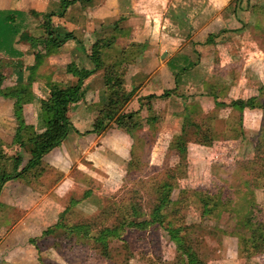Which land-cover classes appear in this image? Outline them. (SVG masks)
Returning a JSON list of instances; mask_svg holds the SVG:
<instances>
[{"label": "rangeland", "instance_id": "obj_1", "mask_svg": "<svg viewBox=\"0 0 264 264\" xmlns=\"http://www.w3.org/2000/svg\"><path fill=\"white\" fill-rule=\"evenodd\" d=\"M255 1L260 5L249 6L255 5ZM140 4L150 8L151 12L145 17L147 20H142L148 22L145 23L147 28L151 25V34L157 25L153 34L157 35V39L162 38L164 46L160 49L126 46L127 58L119 67L124 88L132 91L126 111H129V103L136 99L133 86L142 83L149 74L154 75V71L147 74L139 70L143 65L139 61L142 55L151 54L154 63L160 64L181 53L187 60L189 55L186 51L197 59L195 65H187L182 56L169 58L166 64L173 74L176 70L183 73L187 67H195L200 60L201 64L207 61L205 66L211 67V73L234 67L238 71V84L232 97H252L253 106L243 107L245 111H241L240 126V122L237 123L239 110L228 105L232 98H227L222 91L217 101L224 104L215 105L216 108L206 113L195 108L197 102L191 100L192 97L189 100L184 84L173 88L171 94L169 90L168 99H156L155 110L149 111L147 107L153 103L141 95L137 99L139 109L129 118L123 117L121 124L116 119L109 121L106 129L99 133L117 128L129 134L133 144L126 157L124 152L119 157L115 150H107L106 147L99 152L93 151L91 146L94 148L95 144L90 142L84 148L79 144L75 148L78 150L74 151L69 145L67 149L74 158L62 159V165L72 181L68 192L47 193L50 178L45 183H38L39 176L44 172H39L38 166L14 177L7 183L8 186H4L0 192V255L6 252L10 259L16 260L18 254L27 252L29 258L24 264H189L183 249H178L163 226L168 225L182 227L179 234L183 235L184 242L181 243L190 245L196 253V264H264V248L251 253L243 246L242 235H248L249 231L244 227L245 216L237 214L239 206L207 214L202 212L199 200L201 188L209 186L212 180L227 189L229 199L242 192H252L260 184V191L264 187V0H140ZM233 10L239 16L242 15L241 10L244 13L248 10L252 15L250 23L255 25L236 36V40L231 28H223L226 29L225 34H214L219 37L217 40L212 36L213 45L200 43L207 33H215L224 27L227 18L234 19L233 14L236 13ZM32 21V35L41 34L42 29H37V24H41L42 18L37 16ZM228 40L231 42L225 43ZM237 40L242 41V47L235 45ZM218 43L221 46H215ZM37 44L43 43L39 41ZM112 44L101 50L106 61L121 52L120 47ZM195 44L204 46L199 50ZM162 49L164 53L159 56ZM46 58L38 69L42 75L55 72L61 77V70L70 66V63L54 66L50 64L54 56ZM83 63L79 66L81 72L87 70ZM201 67H204L203 64ZM156 84L164 86L163 80ZM192 85L199 86L198 83ZM103 86L104 91L100 93L104 97L102 102L94 103L92 98L88 100L95 112L94 118L106 102L104 83ZM185 99L188 101L186 106ZM184 113H187L186 118ZM211 113H216L215 118L208 117ZM229 114L236 116L227 117ZM69 116L73 118L72 114ZM208 124L215 128V136L201 143L199 141L203 139ZM182 131L186 155L182 165L177 166L179 158L168 145L173 135ZM1 146L4 156L0 159V168L10 171L13 162L9 156L15 153L22 156L19 167L25 164L29 156L25 147L14 143H2ZM60 150L65 156L63 148ZM46 172L49 173L47 176L55 175L53 170ZM164 181L173 185L172 201L162 210L163 223H156L152 221L151 212L157 203L158 185ZM260 191L255 192L258 207L254 213L258 222L262 223L264 190ZM70 199L75 200L73 205ZM66 207L67 210L60 216L59 213ZM123 216L150 223L145 227L125 224L121 234L111 235L106 241L107 246H104L101 240L96 239L95 232L102 227L116 225ZM74 223L87 225V232L83 229L69 231L67 225Z\"/></svg>", "mask_w": 264, "mask_h": 264}, {"label": "crops", "instance_id": "obj_2", "mask_svg": "<svg viewBox=\"0 0 264 264\" xmlns=\"http://www.w3.org/2000/svg\"><path fill=\"white\" fill-rule=\"evenodd\" d=\"M139 4L140 0H76L69 4V6L61 14L59 0H0V9L19 10L25 14V16H23L25 18L24 24L27 25H24L23 28L26 29L31 35L32 32L30 31V24L33 23L32 20L34 17L38 16L39 18H42L43 13H52L50 20L51 29L54 33V36L58 40H61L66 32H70L74 36L73 38L63 40L56 50L46 55L43 54L45 52L43 44H36V46L30 47V42L28 40H18L14 42L13 48L15 52L12 55L3 54L0 52V88L2 89L13 87L17 83L27 82L28 77L31 76L29 67L34 62V53L38 52L43 55L38 61L36 68L33 70V77L29 86L31 98L28 101L23 102L21 105V113L24 122L26 124H30L35 131H41L44 126L40 110V99L46 98L49 93L46 80L50 79L54 82L62 84H74L77 81V76L73 75L69 71L67 72V68L66 70L64 68L61 70V77H58L55 72H51L49 75H42V73H38V69L42 64V61H44L46 57L49 58L50 56H54V58L50 60V64H54V66H65L66 63H70L72 68L80 71L79 66H81L84 62V68L91 70V72L82 81L80 88L82 94L81 98L70 103L68 106L67 116L70 119L71 128L68 131L67 136L58 146H55L46 152L41 157V160L38 164L39 172L42 170L44 171L43 174L39 176L38 183H45L46 180H48L47 178H50L49 184L47 185L49 187L47 189V193L58 192L57 194H61L62 192H68L70 188H72L71 177H68V172L62 165V159L67 157L68 160H73L72 158H74L73 154L67 149V146L69 145L71 150L74 151L78 150L75 148H77L76 146H79V144L84 148L88 145V142H90L89 144H95L94 148L91 146V150L93 151L99 152L100 149L106 147L107 150H115L119 157L123 156V152L125 157L130 153L129 151L133 144V138L125 131L117 128H110L101 134H96L89 131L93 123L95 112L93 109H91L92 107L88 100L92 98L94 103L102 102L104 97L103 94L100 95V93L104 91V86L102 81L103 70H100V68H93L94 66L88 57V53L91 44L96 39H99L110 32L115 33L114 44L118 47H126L131 42L137 43L141 45V47L144 46L151 49L152 47L153 49H160L162 46H164V41H162V38L157 39V35L153 34L157 25L154 26L155 29L151 31V34V25H149L150 27L147 28L148 22L142 20V18L146 19L145 17H147L151 12L150 8L141 7V4ZM259 5V2L255 1V5L253 4L249 6L255 7ZM30 10H34L38 13V15H32L29 13ZM247 11L244 13V11L241 10L242 15L239 16V13L236 11L234 12L233 10V13H236L238 17H236V14H233L234 19L232 17L227 18L228 21H225L224 27L215 33H207L205 36H203L200 43H208L204 44L206 46L212 44L213 38L216 34L217 36L225 34L226 29L223 28H231L233 30L232 32L235 33L236 40V36H240L242 32L248 29V27L255 25L250 23V18L252 15L249 11ZM245 16L247 17L246 19ZM216 18L219 19L218 16H216ZM40 25V23L37 24V29H42ZM40 33L44 35L43 29ZM213 35L214 37H212ZM218 38L215 37L216 40ZM226 42L229 44L231 41L228 40L225 41V43ZM241 42L242 41L237 40L235 41V45L242 47L243 45ZM204 45L195 44V48L200 50L199 47ZM216 45L217 47L221 46L219 43L215 44V46ZM163 53L164 50L162 49L159 53V56H161ZM186 54L189 55V59L187 60L186 57L184 58L182 53L181 55H172L169 58L175 59L176 57V59H178L182 56V59L186 61L185 63L187 65H195L197 59L193 57L189 51H186ZM150 55L146 57L145 54L142 55L139 61H141L143 65H141L139 70L146 72L147 74L148 72L150 73V71H154V75L152 76V74H149L146 80H143L142 83L133 86L135 93L134 97L136 99L132 104L129 103V111H135L139 109V103L137 99L141 95H153L151 98V103H153V105L149 103L147 108H149V111L155 110L156 105L154 102L156 99H168L169 97L167 93L169 90V93L171 94L173 92L172 89L175 87H180V84H184V90H187L186 93H189V100L192 97L191 100H195L197 102L198 108L203 112L207 110L212 111L214 108H216L215 101L219 100V94H222L223 92L227 98H234L232 97V92L235 90L238 84V71L234 67L233 69L231 67L229 69H224L223 71L215 70L211 73L209 70L211 67L205 66L207 65V61H202L204 67H201L202 64L200 60V62L197 64L198 66L196 65L193 68L187 67V70L183 71V73L182 71L176 70L173 74V71H171L168 64H166L169 58L167 61H165V63L160 62V64H158V62L154 63V60L152 57H150ZM196 79L199 80L196 81ZM161 80L164 82V86L162 85V87L156 84V82L159 84ZM194 83H198L199 86H193L192 84ZM198 89H201V91L198 92ZM220 91H222V93ZM262 91L264 93V89H262ZM184 102V106H186L188 101L185 99ZM142 110L143 109H141V111ZM244 111L245 109H243V112ZM259 112L262 111L260 110ZM70 114H72L73 118H70ZM154 115H156V113H154ZM260 116H262L261 113ZM18 124L19 121L16 118L13 110V98L5 97L0 94L1 144L12 143L13 135ZM61 148H63L65 156L62 155L60 150ZM80 150H82V148ZM39 166H42L43 168H39ZM48 169L51 171L53 170V174L55 175L51 177L47 176L49 173L46 172V170ZM12 179L13 178L8 179L3 183L0 192H2L4 186H8L7 183ZM25 183L27 182H24V184ZM64 189L65 191H63ZM0 203L2 204V202ZM57 212L59 213L60 211ZM10 233L13 234L12 231H10ZM5 253L6 252L1 254L3 256L2 259L0 255V264H13L15 263L14 261L20 262L19 264H24V261H27L29 258L27 252L18 254V259L16 258V260H14V258L10 259Z\"/></svg>", "mask_w": 264, "mask_h": 264}, {"label": "trees", "instance_id": "obj_3", "mask_svg": "<svg viewBox=\"0 0 264 264\" xmlns=\"http://www.w3.org/2000/svg\"><path fill=\"white\" fill-rule=\"evenodd\" d=\"M74 1L76 0H59V7L61 10L60 13L62 14L69 4L73 3ZM29 13L35 16L38 15V13L34 10H30ZM51 15L52 13L42 14V22L40 26L43 29L44 35H31L26 29L23 28L25 20L23 16H25V14L22 11L0 9V52L3 54L12 55L15 52L13 48L14 42L18 40H28L32 46H36L39 41L42 42L45 48V52L43 54L46 55L56 50L63 40L73 38L74 36L70 32H66L61 40H58L54 36V33L51 29ZM114 35V32H110L107 33V35L96 39L91 44L90 51L88 53V57L93 63V68L103 69L102 79L106 87V102L98 109V114L93 120L92 128L89 130L96 134H99L102 130H105L109 121L116 119L117 123L121 124L123 117L126 116L129 118L132 113H134L133 110H125L132 91H127L124 88L123 75L119 71V67L122 66V64L126 61L127 47H120V54L110 61L104 60L101 55V50L105 49V47H109L112 43V45L115 46L113 41ZM136 46L138 47L140 45L131 42L128 48H134ZM42 56L43 55L38 52L34 53V62L29 67L31 76L28 77L27 82L17 83L13 87L9 88H0L1 95L13 98L14 114L19 121V124L13 135L12 143L25 147L29 154L28 159L21 168L19 167L22 161L21 154L15 153V155L9 156L12 159L13 165L10 171L0 168V190L6 180L17 177L33 168H37L41 157L53 147L58 146L67 136V133L71 128V122L67 116L68 106L70 103L81 98L82 94L80 88L82 81L91 72V70H86L85 72L77 71L76 69L72 68V66H69L67 67V71L77 76V81L74 84H62L54 82L50 79L46 80L49 93L46 98L40 99V110L44 126L41 131H35L30 124H26L24 122L21 113V105L23 102H26L31 98L29 86L33 77V70L36 68L37 63L42 58ZM130 58L132 59V57ZM152 97L153 95H148L145 98L151 99ZM215 104L217 107H219L224 103L222 101H215ZM228 105L239 110V115L237 114V123L239 121L241 126V111L244 106H253V98L249 97L247 99H231ZM262 106L264 109V102L262 103ZM197 107L198 105H195V108ZM185 110L188 109L185 108ZM215 114L216 113L208 114V117L213 119L216 116ZM230 114L227 115V117L236 116L235 114H233V116ZM184 115L186 118L187 113H184ZM214 130L215 128L213 129V127L208 124L205 128L203 139H201L199 142L204 143L211 140V138L215 136ZM183 135L184 131H182L181 134L173 135V138L168 145L170 149L174 150V153L179 158L177 166L179 164L182 165L183 157L186 155V143ZM1 145L2 144L0 143V159L4 156ZM172 186L173 185L167 181H164L158 185L157 203L151 212L153 222L163 223L164 215L162 210L172 201L170 196ZM261 187L262 185L260 184V186H257L255 189H253L252 192H242L240 195H236L237 197H232L229 199V192H227V189L225 187H221L220 184L212 180L210 185L206 187L203 186L199 193V200L201 202L203 213L214 214L221 212L224 209H228L229 206H232V208L236 205L239 206V211L237 214L239 216H245V219L243 220L244 227L249 231L248 235H242L243 246L245 249L250 250L251 253H254L257 249L264 248V222H258L256 219L257 216L254 213V210H256L258 207L255 192L257 193L260 191L259 189ZM263 190L264 187L260 192ZM235 193H237V191ZM222 195H224V200L221 199ZM74 202V199H70L71 205H73ZM237 203L241 204L242 206L238 205ZM66 210L67 207L64 208L59 213V215L61 216L64 214ZM148 223L150 222H137L131 218L124 217L112 227L100 228L98 232H95V237L96 239L101 240L104 243V246H107V239L111 235L119 236L125 224L133 225L135 227H145V225ZM62 224L66 226L65 223ZM163 226L168 230L171 237L175 240L178 249H183V253H185L187 257V262L189 264H196L198 260L196 253L191 249L190 245L182 244L184 242V238L182 237L183 235L181 236L179 234L182 227H169L168 225ZM67 228L69 231L83 229L85 233L87 232V225L82 223L69 224L67 225Z\"/></svg>", "mask_w": 264, "mask_h": 264}]
</instances>
